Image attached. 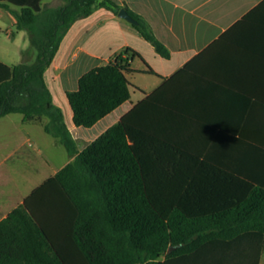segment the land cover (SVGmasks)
Masks as SVG:
<instances>
[{
  "label": "trees",
  "instance_id": "16d2710c",
  "mask_svg": "<svg viewBox=\"0 0 264 264\" xmlns=\"http://www.w3.org/2000/svg\"><path fill=\"white\" fill-rule=\"evenodd\" d=\"M41 2L0 0L37 50L33 62L10 65L0 59V117L19 112L24 121L42 122L75 157L36 187L0 228L16 216L33 223L47 245L41 264H169L214 238L250 231L264 237V181L250 160L257 162L260 137L251 136L255 151L247 153L244 120L190 117L179 87L173 89L179 72L79 149L46 71L75 21L99 7L118 13L121 6L114 0ZM127 9L144 38L169 57L146 20ZM136 55L124 48L67 90L76 125L90 127L130 99L126 73ZM143 71L155 73L150 66ZM202 125L229 133H196Z\"/></svg>",
  "mask_w": 264,
  "mask_h": 264
},
{
  "label": "crops",
  "instance_id": "0c3cea01",
  "mask_svg": "<svg viewBox=\"0 0 264 264\" xmlns=\"http://www.w3.org/2000/svg\"><path fill=\"white\" fill-rule=\"evenodd\" d=\"M114 1L145 19L171 54L169 57L159 54L134 25L106 7L97 8L71 25L46 71V81L54 102L64 111L79 149L179 72L173 89L179 87L180 99L189 105L190 117L244 120V134L250 136L244 140L247 153L255 151L251 136L260 137L257 162L250 160L257 165L264 181V0ZM56 2L63 4L62 0ZM9 5L19 8L13 3ZM0 17L16 23V17L8 7L0 5ZM106 23L115 25V35H122L121 40L109 44L106 34L93 36L94 26ZM128 46L140 54L130 57L132 70L126 73L132 83L130 99L90 127L76 125L72 108L61 105L60 93L67 97V90L78 87L83 73L110 61ZM145 48L154 55L156 63L146 56ZM137 59L144 66L152 67L155 73L144 72V68L135 65ZM130 74L152 75L148 80L150 87L132 81ZM70 81L76 87L66 85ZM57 84L63 85L61 92ZM134 90L139 91L136 100L132 99ZM9 114L0 117V223L23 204L36 187L75 157L67 149L66 152L61 150L59 145L63 143L45 131L42 122L24 121L22 113L18 119L5 122L3 119ZM5 123L7 126L3 127ZM42 131L52 135V140ZM195 132L229 133L221 131L217 125L197 126ZM44 146L51 159H42L36 166L35 150H44ZM28 153L31 154L30 170L26 169L27 162L24 164ZM14 221L0 228V264H41L48 258L45 255L47 245L36 226L18 216ZM169 264H264V237L250 231L228 240L214 238L171 258Z\"/></svg>",
  "mask_w": 264,
  "mask_h": 264
},
{
  "label": "rangeland",
  "instance_id": "374dc122",
  "mask_svg": "<svg viewBox=\"0 0 264 264\" xmlns=\"http://www.w3.org/2000/svg\"><path fill=\"white\" fill-rule=\"evenodd\" d=\"M58 0H43L42 5L43 6H58L60 4H58V2H56ZM66 0H62L61 3H64ZM129 24H132L130 21H128ZM95 30H94V37H97L99 34H106L107 38L109 40V44L114 43V41H119V39H122V35H115L116 33V27L114 24L111 23H106L103 25H98L96 24L94 26ZM114 32V34L112 35L111 33ZM114 40V41H113ZM137 42V41H136ZM94 47H98V45H94ZM126 48V47H125ZM144 52L146 54V56L150 59V61H152L153 63H156V59L154 57L153 54L150 53V51H148L146 48L144 49ZM37 55V50L32 47L31 42H30V36H29V32L27 29H18L16 26V23L11 22L8 18H1L0 17V59H3L4 61L8 62L9 64H16L19 63L23 60H28L30 62H33L36 58ZM135 65H139V67L141 68H146L147 66H144L143 64L140 63V61L137 59L136 64ZM82 69V67H81ZM130 79L132 81L138 82L140 83V85L144 86V87H150L148 80L149 78H152V75L149 74H130L129 75ZM69 87H76L74 82L70 81L67 82V84ZM63 88V85L61 84H57V89L61 92V89ZM135 91V92H134ZM132 91V99L136 100L138 95H139V91L138 90H134ZM60 99H61V105H64V107L66 108H71L69 103H68V99L67 97H62V94L60 93ZM21 116L20 113L14 112V113H10L8 115V117H6L5 119H3L5 122H10L13 121L15 119H18ZM7 123H5L3 125V127H6ZM34 126H39V125H34ZM43 134H45V136H48L47 138H50L52 140V135H49L47 133H44V131H42ZM61 150H63V152H66V148L64 147L63 144L59 145ZM47 148L44 146V150H35V165L38 166L39 163H41L42 159H51V154L49 153V150H46ZM31 154L28 153V155H26L24 164L27 162V166L26 169L30 170L31 169ZM57 165H59L60 161L56 162ZM43 173V172H42ZM43 177V176H42ZM29 182H28V186H29Z\"/></svg>",
  "mask_w": 264,
  "mask_h": 264
},
{
  "label": "water",
  "instance_id": "95a60500",
  "mask_svg": "<svg viewBox=\"0 0 264 264\" xmlns=\"http://www.w3.org/2000/svg\"><path fill=\"white\" fill-rule=\"evenodd\" d=\"M118 15L120 17L125 18L126 20L130 21L133 24L138 23V20L128 11V9L125 6H123L119 9Z\"/></svg>",
  "mask_w": 264,
  "mask_h": 264
}]
</instances>
